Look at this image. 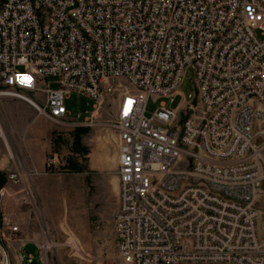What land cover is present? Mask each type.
I'll list each match as a JSON object with an SVG mask.
<instances>
[{
    "label": "built area",
    "instance_id": "2783aa9c",
    "mask_svg": "<svg viewBox=\"0 0 264 264\" xmlns=\"http://www.w3.org/2000/svg\"><path fill=\"white\" fill-rule=\"evenodd\" d=\"M190 69L189 99L147 116ZM72 94L90 118L116 109L123 264H264V0H0V97L92 123L69 118ZM31 176L20 164L7 178L34 208Z\"/></svg>",
    "mask_w": 264,
    "mask_h": 264
},
{
    "label": "rangeland",
    "instance_id": "374dc122",
    "mask_svg": "<svg viewBox=\"0 0 264 264\" xmlns=\"http://www.w3.org/2000/svg\"><path fill=\"white\" fill-rule=\"evenodd\" d=\"M194 72L188 70L175 97L151 96L147 102V116L160 104L177 109L189 99L193 89ZM55 77L48 78L51 88H56ZM20 102L21 106H12ZM72 94L66 100L70 119L80 116L92 123L74 126L56 123L46 118L39 121L38 113L31 106L16 98L0 97V116L6 131L29 134L30 159L35 162L45 158L46 167L40 173L29 171L19 161V149L9 137L8 149L18 166L22 164L32 173L30 192L36 207L24 203L26 192L22 184L9 182L2 194L0 205L8 207V199L17 197L21 214H27V223L14 221L20 232L10 235L7 226H0V264H29L20 260V253L30 254L32 264H123L116 245L114 214L118 206V132L116 129V109L113 103L106 102L94 117L90 118L93 102ZM27 106V108H26ZM52 127V144L47 145L44 130ZM12 152L10 150V147ZM8 154L0 140V158ZM107 165L97 167L102 160ZM56 157V158H55ZM53 161L51 166L48 163ZM16 170V169H14ZM13 170V171H14ZM262 212L261 229L264 235V201L259 205ZM4 231L5 237L1 235ZM21 239V241H20ZM23 244L25 246L21 247ZM22 248V249H20Z\"/></svg>",
    "mask_w": 264,
    "mask_h": 264
},
{
    "label": "crops",
    "instance_id": "0c3cea01",
    "mask_svg": "<svg viewBox=\"0 0 264 264\" xmlns=\"http://www.w3.org/2000/svg\"><path fill=\"white\" fill-rule=\"evenodd\" d=\"M24 104L28 105V107H30L29 104H27L26 102H24ZM12 106H15L16 108L21 106L20 102H15L13 103ZM27 108V106H26ZM42 118H46L48 120H51L53 122H55L54 120H52L50 117L46 116V115H39L38 118H36L39 121H43ZM4 124V123H3ZM5 132H6V138L7 140L9 139V137H11L15 142H16V146L18 147L20 153H19V161H21V163H23L26 168L33 172V173H40L42 172L45 167H46V163H45V158H41L40 161L35 162L34 160L30 159L31 156H33V153L30 151V147H29V134L27 133L26 135L23 136V134L21 132H19V134L16 131H13L10 129V131H6V128L4 127ZM44 137L46 138L47 141V145L45 146L44 149V157H45V153H47L50 148H51V144H52V134H53V129L52 127H47L44 130ZM2 141V140H1ZM4 142V141H3ZM9 143V140H8ZM7 152L8 154H1L4 155L0 158V173H4L7 174V172L9 171H13L14 169L17 168L18 164L17 162L14 160V154L12 152V149L10 147V150L13 154V156L10 155L9 153V149L7 147V143L4 142ZM10 145V144H9ZM102 160L98 163L97 167H104L107 165V159L105 156L101 155ZM117 163H118V159H117ZM8 181H6L5 185L2 187V194L3 192L6 190V185H8ZM7 203H9L8 207H3V205H0V218H1V222L5 227L6 221L8 220L9 222H14V221H19L22 222V224L27 223L28 219H27V214H21V210H20V203H19V199L17 197H11V199L7 200Z\"/></svg>",
    "mask_w": 264,
    "mask_h": 264
},
{
    "label": "trees",
    "instance_id": "16d2710c",
    "mask_svg": "<svg viewBox=\"0 0 264 264\" xmlns=\"http://www.w3.org/2000/svg\"><path fill=\"white\" fill-rule=\"evenodd\" d=\"M6 174L0 173V188H2L6 183ZM2 225L1 218H0V226Z\"/></svg>",
    "mask_w": 264,
    "mask_h": 264
},
{
    "label": "bare ground",
    "instance_id": "6f19581e",
    "mask_svg": "<svg viewBox=\"0 0 264 264\" xmlns=\"http://www.w3.org/2000/svg\"><path fill=\"white\" fill-rule=\"evenodd\" d=\"M6 143H7V147H8V145H9L8 140H6ZM9 147H10V146H9ZM11 156H13V154H11Z\"/></svg>",
    "mask_w": 264,
    "mask_h": 264
}]
</instances>
